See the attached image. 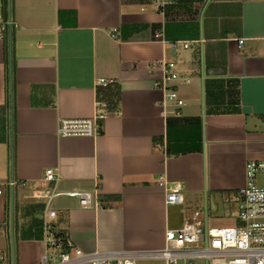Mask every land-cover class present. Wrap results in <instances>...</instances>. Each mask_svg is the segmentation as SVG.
Here are the masks:
<instances>
[{"label": "crops", "instance_id": "crops-1", "mask_svg": "<svg viewBox=\"0 0 264 264\" xmlns=\"http://www.w3.org/2000/svg\"><path fill=\"white\" fill-rule=\"evenodd\" d=\"M9 17L12 29L0 20V180L26 185L0 194L1 264H40L48 202L35 193L52 189L48 169L58 190L92 193L87 208L65 195L51 204L55 228L87 253L166 264L155 253L169 230L206 204L207 222L220 201L238 212L246 164L264 161V0H176L164 12L152 0H10ZM164 63H174L175 100L158 85ZM103 97L117 108L100 134H59L62 119L94 117ZM164 181L183 184L184 203L167 202Z\"/></svg>", "mask_w": 264, "mask_h": 264}, {"label": "built area", "instance_id": "built-area-1", "mask_svg": "<svg viewBox=\"0 0 264 264\" xmlns=\"http://www.w3.org/2000/svg\"><path fill=\"white\" fill-rule=\"evenodd\" d=\"M158 11L164 12L167 5L176 0H152ZM4 2L0 0V20H2ZM6 28L12 29L15 22L11 17L4 22ZM117 29H114L113 33ZM154 38L165 42L162 30L155 33ZM242 42V41H240ZM189 43H185L188 47ZM176 45H174L175 47ZM174 63L163 64L162 81L158 83L167 98L175 100L177 93L171 91L167 82L175 79L173 72ZM98 84L108 86L105 78L98 79ZM110 115L102 110L101 103L97 105V112L89 119H62L59 124L61 136L98 135L101 133L99 121ZM264 173V161L251 160L246 164V184L240 190L235 224L228 227H209L207 215L209 206L206 204L204 211H196L188 218L180 229L167 232V246L155 253L166 260V264H264V187L257 183V177ZM60 174L56 169L45 171L44 180L53 184L47 192L35 193L40 199L48 202V211L44 222L45 253L40 264H136V255L125 253H101L99 251L87 253L75 247L72 240L63 231L54 226L57 211L51 204L58 196H69L79 199L81 207L91 206L92 193L78 188L66 191L58 190L57 182ZM167 191L169 204L184 203L183 184L181 182L161 183ZM14 177L0 180V194H5L6 187L15 191L18 187L25 186ZM95 205L97 203L95 202ZM6 260V254L0 253V264Z\"/></svg>", "mask_w": 264, "mask_h": 264}, {"label": "rangeland", "instance_id": "rangeland-1", "mask_svg": "<svg viewBox=\"0 0 264 264\" xmlns=\"http://www.w3.org/2000/svg\"><path fill=\"white\" fill-rule=\"evenodd\" d=\"M218 204L219 211L218 213H212V215L210 216L211 218L208 222L209 227L216 228L233 226L235 224L234 218L237 217L236 211H233L234 208L227 209L221 201ZM199 210L204 211V207H201Z\"/></svg>", "mask_w": 264, "mask_h": 264}, {"label": "trees", "instance_id": "trees-1", "mask_svg": "<svg viewBox=\"0 0 264 264\" xmlns=\"http://www.w3.org/2000/svg\"><path fill=\"white\" fill-rule=\"evenodd\" d=\"M3 2H4L3 14H4V17L6 19V18H8V8H9V2H10V0H3ZM13 72H14V69H12V74H13ZM11 81H9V78H8V88H11L12 92H14V87H15L14 80L12 82ZM98 99H99V101H101L102 106H103L102 109L104 108V110H108L107 108H109V110H113V109H116L117 108V106H116L117 104H115V101H112L109 98L105 99L103 97L102 99H100V98H98Z\"/></svg>", "mask_w": 264, "mask_h": 264}, {"label": "water", "instance_id": "water-1", "mask_svg": "<svg viewBox=\"0 0 264 264\" xmlns=\"http://www.w3.org/2000/svg\"><path fill=\"white\" fill-rule=\"evenodd\" d=\"M210 203H211V208H212V211H214V206L216 205L215 204V195L212 194L211 197H210ZM13 264H15V259H13Z\"/></svg>", "mask_w": 264, "mask_h": 264}, {"label": "bare ground", "instance_id": "bare-ground-1", "mask_svg": "<svg viewBox=\"0 0 264 264\" xmlns=\"http://www.w3.org/2000/svg\"><path fill=\"white\" fill-rule=\"evenodd\" d=\"M2 263V262H1Z\"/></svg>", "mask_w": 264, "mask_h": 264}]
</instances>
